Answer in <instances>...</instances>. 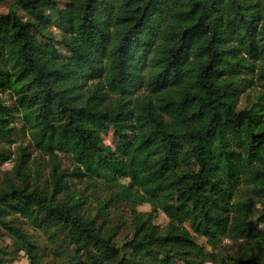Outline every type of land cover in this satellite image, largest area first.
<instances>
[{"label":"trees","instance_id":"obj_1","mask_svg":"<svg viewBox=\"0 0 264 264\" xmlns=\"http://www.w3.org/2000/svg\"><path fill=\"white\" fill-rule=\"evenodd\" d=\"M3 5L0 140L29 136L17 147L18 181L7 177L0 188V233L15 253L29 264H264V0ZM34 32L61 50L49 51ZM256 86L251 104L240 106ZM106 125L119 139L116 151L102 140ZM9 159L0 151V162ZM121 168L127 184L115 180ZM97 182L111 191L90 218L77 185L96 190ZM142 198L166 225L135 210ZM119 203L132 227L123 250L114 240L121 222L110 225ZM185 223L212 247L227 237L238 248L219 259ZM24 224L53 245L62 236L67 262L57 247L51 253L60 261H44L48 253ZM11 252L0 247V264Z\"/></svg>","mask_w":264,"mask_h":264},{"label":"rangeland","instance_id":"obj_2","mask_svg":"<svg viewBox=\"0 0 264 264\" xmlns=\"http://www.w3.org/2000/svg\"><path fill=\"white\" fill-rule=\"evenodd\" d=\"M58 3V6L60 8H65L70 0H56ZM6 8L3 6L0 7V12H4ZM34 36L38 39V41L45 46L49 51H60L61 48L59 45H56L55 43H50L43 37H41L39 34L34 32ZM252 89L246 88L245 92L242 94V98L240 101V106H249L251 102L253 101V98L255 94H257L258 91H260L259 87L256 86ZM247 93L249 95L247 96ZM17 126H20L19 123L16 124ZM18 136H15L13 138L14 142L10 141H2L0 140V151L6 152L10 159L6 160L4 162H0V188L4 186V183L8 178H11L14 182H17V175L13 171V164L15 159L18 157L17 154V147L19 145H27V140L29 138L28 134L25 132H20L17 134ZM127 137L132 138L133 132H127ZM101 136L103 142L110 146L112 150L116 151L118 148V138L114 133V130L112 126L106 125L102 131ZM12 141V140H11ZM33 155H35L37 152L33 150V148H30ZM45 162L42 163L44 165ZM62 166L70 168L71 163L69 162V159H64L62 161ZM40 170L39 172V178L37 179V183H39L41 186L45 185V180L48 177V170L43 167H38ZM115 180L120 183L127 184L130 182V177L128 176L127 172L124 170V168L119 169V171L116 172ZM30 181H32V178H30ZM98 186L97 189L93 190L87 183L79 184L77 185L78 188L81 189V192L83 194L82 201L84 202L82 205V208L84 209V213L87 215V217H90L94 215V207L96 205V201L98 199H103L108 195V192L111 190L107 188L108 185L104 184L103 182H97ZM93 190V191H92ZM256 207L260 208V204L258 203ZM135 210L137 212H149L150 218L149 221L158 226L163 227L168 222V217L156 206L154 205L149 198H142L139 204L136 206ZM253 218V217H251ZM130 217H129V207L125 203H119L116 205L115 208H112L111 210V216L110 221L111 224H115L117 222H121L120 227L118 229V232L114 238L115 243L123 250L125 242L127 239L130 238L132 235V227L130 224ZM27 228L28 233L32 236L33 239L41 246V248L46 250V253H48L47 256H45L44 261L46 260H53V261H60V258H55L53 254L51 253V250L54 247H57L61 251V255L63 256V259L61 261L67 262L66 258L67 255L70 253V246L69 248L66 247V243L64 242V239L62 236L58 237L57 239V245H53L47 238V236L39 229H35L28 224H24ZM188 232L192 235L194 241L197 244H200L204 247V249L208 252H212L214 254H217L219 259H226L228 256L232 254L234 250L238 248L239 243L233 242L231 239L227 237H223L220 241V243L216 247H212L207 243V238L202 235L201 233L195 232L192 227L188 224H184ZM9 247V250L12 251L9 255L10 259L4 263V264H29V261L24 254L23 251H20L18 253H15V245L13 244V240L8 234L6 230H2L0 233V247ZM89 246H87L88 248ZM174 264H181L180 262H176ZM205 264H212L211 262H206Z\"/></svg>","mask_w":264,"mask_h":264}]
</instances>
